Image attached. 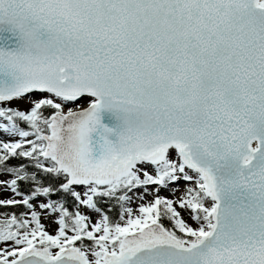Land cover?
Wrapping results in <instances>:
<instances>
[{"label":"snow or ice","instance_id":"obj_1","mask_svg":"<svg viewBox=\"0 0 264 264\" xmlns=\"http://www.w3.org/2000/svg\"><path fill=\"white\" fill-rule=\"evenodd\" d=\"M0 264H264V0H0Z\"/></svg>","mask_w":264,"mask_h":264}]
</instances>
